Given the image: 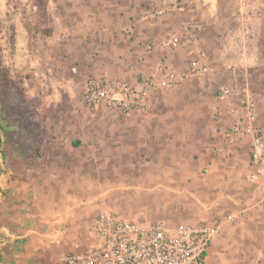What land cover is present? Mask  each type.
<instances>
[{"label": "crops", "instance_id": "crops-1", "mask_svg": "<svg viewBox=\"0 0 264 264\" xmlns=\"http://www.w3.org/2000/svg\"><path fill=\"white\" fill-rule=\"evenodd\" d=\"M22 2L31 8H28L32 11L30 15L20 11L5 12L0 18L4 32L2 69L8 83L3 95L5 101L17 103L18 115L12 126L18 133L14 145L17 155L5 156L2 164L5 172H0V264H63L61 258L65 254L82 252L92 246L94 219L105 210H114L117 190L132 186L120 185L123 179L119 173L121 164L127 169V172L122 171L126 172V179L131 177L128 166L152 161L163 164L162 169L167 173L159 174L163 176L160 182L149 169L143 168L145 182L140 187L164 197L174 190L185 195V187L201 189L194 182L189 186V180L194 181L191 164L204 162L206 168L200 175H212L215 184H222L229 194L218 197L212 190L201 192L199 205H204L201 219L209 224L223 223V227L226 222H233L235 226L230 232L233 233L249 221L264 217V186L247 182L244 187L234 186L238 169L246 174L249 171L247 144L238 143L232 155L216 156L214 147L223 144L224 137L222 133H214L211 113L207 114L212 122L208 132L198 135L194 148H190L181 147L182 143L177 142L181 140L177 134L181 131L178 124L149 123L156 117L157 105L161 103L156 91L151 98L153 107L147 112L117 116L129 124H121L122 129L118 124L111 138L105 136V129L111 127L112 121L106 111L111 112L104 109L89 113L82 101L89 76L105 74V69L115 65L121 64V68L126 69L125 74L119 76L136 82V78L129 79L135 67H143L154 57H149L144 50L140 57L133 36L144 35L150 39L169 25L168 20L156 27L140 25L133 35L125 36L120 27L128 22L127 16L88 8L90 4H103L104 0ZM120 36L128 38L127 60L115 54L104 55L120 51ZM168 54L162 55L167 58L165 61L178 66L180 62L171 61ZM244 59L241 60L244 67L254 61ZM147 70L141 71L138 79ZM259 76L261 79L254 83L257 90L251 89L256 96L259 122L264 125V74ZM159 112V115L167 114L166 110ZM89 116L92 117L90 125ZM141 118L147 124L140 125ZM10 129V126L6 128ZM207 142L208 153L204 147L199 148ZM168 178L170 182L165 181ZM154 223L170 226L163 220ZM227 236L224 233V238ZM239 242L242 249L252 252L249 260L246 259L248 264H262V243L247 248L241 237ZM222 243L212 244L203 264L220 256V250L226 247H220Z\"/></svg>", "mask_w": 264, "mask_h": 264}, {"label": "built area", "instance_id": "built-area-1", "mask_svg": "<svg viewBox=\"0 0 264 264\" xmlns=\"http://www.w3.org/2000/svg\"><path fill=\"white\" fill-rule=\"evenodd\" d=\"M236 12L234 27L226 40L224 55L237 57L226 64L222 74L226 79L214 91L215 105L211 118L214 133H222L224 143L215 146L217 156L232 155L238 143H246L249 171L245 175L249 185L264 186V125L259 122L256 96L241 66L250 60L256 48L264 8L261 0H232ZM180 0H162L156 7L139 16L126 29L133 34L136 27L164 17L181 15ZM191 25L183 23L166 38L145 45V51H176L182 39L190 38L187 66L183 69L160 61L152 65L136 82L123 77H91L86 84L83 102L89 108H105L116 115L147 112L151 108L154 91L208 80L213 76L210 55L204 41L192 32ZM243 58V59H242ZM245 65H247L245 63ZM226 120V121H225ZM207 174V170H204ZM223 223L180 225L163 223H136L121 219L113 211L101 212L91 225L94 244L82 252L67 253L63 264H203L214 241L221 235Z\"/></svg>", "mask_w": 264, "mask_h": 264}, {"label": "rangeland", "instance_id": "rangeland-1", "mask_svg": "<svg viewBox=\"0 0 264 264\" xmlns=\"http://www.w3.org/2000/svg\"><path fill=\"white\" fill-rule=\"evenodd\" d=\"M161 1L162 0H104L103 4H90L88 5V8H100L99 10L102 9L105 12H116L122 16H127L128 22L121 24L120 28L122 31L121 33L125 36H128L129 34H127L125 30L126 26L129 23L134 22L135 19L145 14L148 10L156 7V5H158ZM180 1L183 8L181 15L168 16L149 23V25L153 24L156 27L158 24H160V22L168 20L169 25L165 27V29L162 27V29L155 32V34L150 39H147L144 35H141L140 38H136V36L133 37H135V41L137 42L139 49L138 55L140 57L143 56V50L145 51L146 44L154 40L166 38L172 31L179 29L183 23L191 25V28L193 29L192 32L195 31V33L198 34L199 37H201V39L204 41L206 50L210 55L212 67L214 68L213 76L208 79V82L204 83L195 81L179 87L177 86L172 89L156 90V92H158L157 95L159 96L158 99H161V103L157 105L156 117L152 122L149 121V123L152 125L158 124L163 126L168 123H172L173 125L178 124L181 128V131L177 134L181 137V140L178 139L177 142L179 144L182 143L181 147L194 148L196 137L208 132L209 127L212 124L207 114L210 113L212 107L215 105L213 96L214 91L216 90L217 86H219L226 79L225 75H223L221 71L225 69L226 64H232L238 60L237 57H234V54L232 57L224 55V46L226 45V40L234 27L233 16L236 12V8L232 0ZM261 2L264 8V0H261ZM28 8L30 7L25 5L22 0H0V18H2L5 12L8 14H15L20 11L19 13L21 14L30 15L32 11H30L31 8ZM258 30L259 35L255 42L256 48L249 54L250 58L252 57L251 59L254 61L252 64L247 65L246 67H244V65L240 67L243 71V74L246 75L248 80H250L249 83L251 84V88L255 91L257 90V87L254 83L261 79L262 76L259 75L264 74V20L261 22ZM135 32L136 29L134 33ZM3 39V26L0 22V172L2 173L5 172V168L2 165L4 163L3 159L5 156L13 158L17 155L14 145L15 140H17L16 136L18 134L16 129L12 128V126L16 124V119L18 116L16 114L17 103L15 101H5V97L3 95V89L5 88V85L8 84L6 82V77L4 74L5 72L2 69ZM120 39V51L104 53L105 56H111L112 54H115L119 55L120 58L124 57L126 60L128 59L129 54L127 51L129 43L126 41L128 38L120 36ZM123 39L126 42H124ZM190 45V38L184 37L182 39L180 49L176 51H157L153 54H149V57H154V60L147 62L143 67H135L134 71L130 74V77L132 78L129 79L132 80L133 78H136L138 80L139 75L142 73L141 71H145L147 68L149 69L152 65L160 61H164L169 65L183 69L188 63V60L185 57L187 55L186 51ZM164 53H169L168 55L171 57V61L180 62L177 64L178 66L170 63L167 60L165 61L167 58L165 57L164 59V57H162ZM125 70L121 68V64L115 65L111 67V69H105V74L89 76L88 80L91 77L99 76L122 77L119 75H124ZM123 77L125 78V76ZM13 86L17 87L16 85ZM82 107L84 109L86 108L84 104ZM104 109L105 108L93 110L87 108L89 113L101 112ZM161 109L166 110L167 114L163 113L162 115H159V111ZM106 113L110 115L109 118L112 121L111 127H107L105 129V131H107L105 136L111 138L113 133H115V131L118 129V124H120V128L122 129L121 124H129V121L123 120L124 118H122V120L119 119L117 117L119 115H116L112 112L108 113L106 111ZM140 121V125H144L143 123L147 124V121L144 122L142 118ZM149 123L148 125L150 126ZM90 124H92L91 116H89V125ZM114 124L116 127H113ZM8 126H10L11 129L7 131L6 128H8ZM108 131H110L109 134ZM207 137L210 143L211 135L208 133ZM209 143L207 142L205 146H199L200 150L204 147L203 150L208 153ZM139 147L142 146L139 145ZM163 166V164L156 163L154 161H152V163L133 164L128 166L131 177L126 179L125 173L127 172V169L121 164L119 173L123 179H121L122 184L120 185L130 184L132 186L119 189L120 193H117L119 190L116 191L114 194L116 200L113 203L112 207L114 210L112 211L121 219L130 222H134V220H131L132 218L136 219L137 221L147 220L152 222H160L163 220L172 227H178L180 225H195L199 221H201V223H207L204 219H201V211L204 213V205L201 207L199 205V200L201 198L199 196H203L200 195L202 194L201 192L212 190V193H214L213 195L218 194V197H221L229 194V192L226 191V188L222 184H215L212 175L207 177H202L200 175L202 170L206 168V164L204 162L191 164V173L194 174V181L189 180L191 182L189 186H191L192 182H194L193 184H196V186L201 188L199 190L185 187V195H182L180 190H174L175 192L169 191L166 195H163L164 197H159L155 196L154 192L150 191L151 189L148 191L146 188L140 187L145 182L143 176L146 174V172L143 168L146 170L149 169V172L152 173L153 176L157 177V180L160 179V182L163 176L160 177L159 174L164 175V173H167L166 169H162ZM171 167L176 168L177 165H171ZM123 170L126 172H122ZM167 171L170 173L171 169H168ZM245 174L246 173H244L241 169H238L237 177L234 181L235 187L236 185L242 187L247 185L245 181ZM165 181L170 182V179L168 178ZM195 195H197V197ZM232 226H235L233 222H226L222 230L224 233L228 234V236L224 238V233H222V235L215 240L218 242L222 241L224 243V245H220V247H226L222 248L220 250V256L218 258L213 257L209 264H248L246 259L249 260L252 252L244 247L242 249V246H240L241 243L239 242L240 237L245 241V247L247 248L251 246H259L261 243L263 244V261L261 262L264 264V217H261L259 220L254 222L249 221L245 227L242 226L238 229L236 228L233 233H230L233 231Z\"/></svg>", "mask_w": 264, "mask_h": 264}, {"label": "trees", "instance_id": "trees-1", "mask_svg": "<svg viewBox=\"0 0 264 264\" xmlns=\"http://www.w3.org/2000/svg\"><path fill=\"white\" fill-rule=\"evenodd\" d=\"M0 144H1V137H0Z\"/></svg>", "mask_w": 264, "mask_h": 264}]
</instances>
